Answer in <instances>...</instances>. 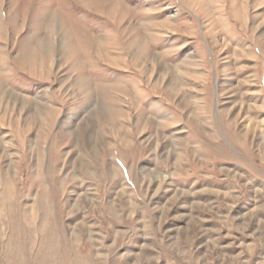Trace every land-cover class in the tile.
Listing matches in <instances>:
<instances>
[{
	"label": "rangeland",
	"instance_id": "1",
	"mask_svg": "<svg viewBox=\"0 0 264 264\" xmlns=\"http://www.w3.org/2000/svg\"><path fill=\"white\" fill-rule=\"evenodd\" d=\"M0 264H264V0H0Z\"/></svg>",
	"mask_w": 264,
	"mask_h": 264
}]
</instances>
